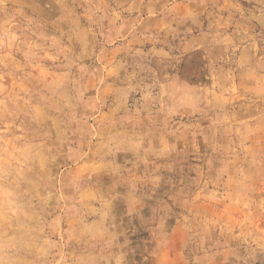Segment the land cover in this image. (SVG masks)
Returning <instances> with one entry per match:
<instances>
[{
  "label": "rangeland",
  "instance_id": "374dc122",
  "mask_svg": "<svg viewBox=\"0 0 264 264\" xmlns=\"http://www.w3.org/2000/svg\"><path fill=\"white\" fill-rule=\"evenodd\" d=\"M0 264H264V0H0Z\"/></svg>",
  "mask_w": 264,
  "mask_h": 264
}]
</instances>
